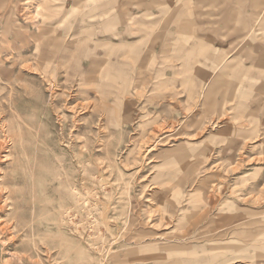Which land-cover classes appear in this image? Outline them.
<instances>
[{"label": "rangeland", "instance_id": "1", "mask_svg": "<svg viewBox=\"0 0 264 264\" xmlns=\"http://www.w3.org/2000/svg\"><path fill=\"white\" fill-rule=\"evenodd\" d=\"M0 264H264V0H0Z\"/></svg>", "mask_w": 264, "mask_h": 264}]
</instances>
